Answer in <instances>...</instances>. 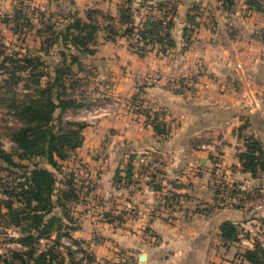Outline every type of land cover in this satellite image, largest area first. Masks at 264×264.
Here are the masks:
<instances>
[{
	"label": "crops",
	"instance_id": "1",
	"mask_svg": "<svg viewBox=\"0 0 264 264\" xmlns=\"http://www.w3.org/2000/svg\"><path fill=\"white\" fill-rule=\"evenodd\" d=\"M16 1L0 0V9L10 12ZM26 1L57 23L74 13L86 19L88 9H98L120 31L107 37L108 21L100 20L89 57L94 66H103L113 100L85 126L77 150L87 162L85 175L93 178L97 201L87 197L95 209L84 215L85 231L78 232L96 238L90 242L95 254L122 250L135 256L129 264H250L241 253L253 248L256 233L249 200L240 196L264 183V171L259 177L244 171L239 154L249 138L264 149V10L249 8L245 0L230 9L221 0H132V18L139 25L175 6V13L167 14L173 46L139 53L133 37L121 34L125 0ZM181 78L190 81L187 87H169L170 80ZM156 112L168 125L167 134L151 124ZM220 180L225 188L217 191ZM162 200L172 201L168 211L160 212ZM128 204L139 211L132 230L95 218L99 208L118 212ZM155 204L154 212L145 211ZM226 221L237 226V240L222 237ZM98 232L104 237H96Z\"/></svg>",
	"mask_w": 264,
	"mask_h": 264
},
{
	"label": "trees",
	"instance_id": "2",
	"mask_svg": "<svg viewBox=\"0 0 264 264\" xmlns=\"http://www.w3.org/2000/svg\"><path fill=\"white\" fill-rule=\"evenodd\" d=\"M226 8H232L236 0H221ZM132 0H125V4L120 9V20L125 23L121 34L132 38L131 45L139 52L152 48L155 44L159 46V51L166 50L173 46L174 40L170 34L172 17H167L170 11L171 16L175 13L174 4L166 9L162 18L147 16L139 25L134 22L131 12ZM168 2V1H167ZM167 2H159L157 8L163 10ZM249 8L264 10V0H245ZM28 6V5H27ZM26 5L19 0L13 6L12 12L3 17V22L12 24L14 33L20 26L31 27V20L24 11ZM86 19L78 16L77 13L71 15L67 22L62 21L61 29L53 31L54 40L59 39L63 47L69 49L65 54L61 51V62L54 69V75L49 76L48 72H43L45 62L38 57L23 56L17 60L21 62L15 69L10 71L8 77L3 79V83H12L16 78L27 76L35 83V93L25 94L26 98L13 102L14 114L21 121V125L11 128V139L19 149L18 157L31 161L32 166L27 168L26 164L15 162L11 155L0 149V159L11 166L25 168L23 174L15 179V186L6 190L7 199L3 207L6 212L1 211L5 223L12 224L20 230L19 237L14 242L19 247L8 249L7 254L0 255V264H66L64 257L59 252L60 220L57 215H50L56 205L63 207V200L73 199L77 201L78 194L75 189L73 179L64 182L66 189L56 188V179L52 171L41 165L46 164L52 168L59 166V160H64L72 154L77 147L82 144L81 130L84 127L80 122H66L77 127L65 128L62 126L59 117V130H54V113L59 110L62 113L69 109L84 106V102L73 95L69 90L77 81L76 74L82 70V63L79 54L91 55L94 52L93 44L96 43L100 20L106 19V36L111 38L120 33L119 28L113 22V18L102 13L98 9H88ZM99 16V17H98ZM66 17H64L65 19ZM191 18V16H190ZM167 19V25L163 27L162 21ZM14 61L13 58H9ZM77 65V69H74ZM26 72L22 77L17 72ZM46 77L45 82L41 81ZM26 86L27 83L25 84ZM133 101L137 99L134 96ZM16 101V100H13ZM146 112V111H145ZM159 113L154 114L152 120L153 127L158 134H167V127L164 120L157 121ZM133 158V155L130 156ZM242 169L250 172L253 177H259L264 171V149L261 142L255 138H249L246 149L239 154ZM132 165L129 162L125 167V180L130 182L132 175ZM119 178V177H117ZM225 188L223 180L217 184L216 190ZM55 190L59 193L56 194ZM56 196V200L53 196ZM20 203L14 206V202ZM61 218V217H60ZM69 218V217H68ZM63 226H66L63 224ZM221 235L225 240H237L238 228L230 222H224L220 227ZM55 234L53 244L46 248L37 247L41 238L50 239ZM64 234H69L64 232ZM242 257L250 264H264V248L259 243H255L253 248H247L241 253ZM70 264H80L72 259Z\"/></svg>",
	"mask_w": 264,
	"mask_h": 264
},
{
	"label": "rangeland",
	"instance_id": "3",
	"mask_svg": "<svg viewBox=\"0 0 264 264\" xmlns=\"http://www.w3.org/2000/svg\"><path fill=\"white\" fill-rule=\"evenodd\" d=\"M21 1L26 5L24 11L31 20V27L20 26L16 33L10 28L12 24L3 22L4 15L10 14L13 7H11L10 12L0 9V149L10 154L15 162L26 164L28 168L32 166V163L31 161L18 157L17 153L19 149L16 143L11 139L10 131L12 127L21 125V121H19L13 112V102H19L23 98L25 99L27 96L25 94L32 95L35 93L34 88L36 86L32 80H29V78L25 76V71L17 72L22 77H25L16 78L15 81H11L12 83H3V79L8 77L10 71H18L17 68L15 69V65L18 66L21 62H17L16 59L23 56L40 58L46 65L45 68H43V66L41 70H43L44 73L48 72L49 76H53L54 69L61 62V51L67 54L69 53V49L63 47L59 39L54 40L55 33H53V31L61 29L62 21L59 20V23H57L58 21L51 16L45 15V17H43L39 12L27 6L26 0ZM167 7L169 8L170 6L168 5ZM79 56L81 58L82 70L78 71V74H76L77 81L69 87L68 91L82 100L84 106L69 109L62 113L56 110L53 121L55 123L54 130L56 132L59 130V125L61 124H59V117H61L63 122L62 126L65 128L77 127L76 125L73 126L70 123H66L68 121L83 123L84 127L81 130L82 144L72 151L69 157L64 160H59V166L56 168L41 164L52 171L56 179V188L60 187L66 189L64 182L73 179L78 198L77 201L73 199L63 200V207L59 204L56 205L54 209H52L50 215L55 214L59 216L60 224L58 223V225L61 230L59 234V252L61 251L66 264H70L72 259L78 261L80 264H129L133 262V257H135L131 253L115 250L110 254H95L94 250L90 248V242L94 241L96 238H86L89 236H84L85 233H83L81 237L78 232V229L85 231L84 228L86 223L82 219L84 215L91 213H88V210L95 209L89 204L87 198L90 197V201L93 203L95 195L91 192L95 190V186H93V178H89V176L85 175L87 171V162H81L83 158L78 157L79 152L77 150L83 147L85 139L83 129L85 126L89 124L90 120L94 119L95 115L102 112V107L108 105V103L113 100H111V97L108 95L109 91L107 90L109 88L106 87V81L104 80L103 66H94L92 62H90V55L86 53H81ZM9 58H13L14 61H11ZM76 66L77 65L73 66L75 70L77 69ZM45 80L46 77L41 78L42 82H45ZM26 83L28 86L25 85ZM99 118L101 117L99 116ZM99 151L102 150L99 149ZM128 163L129 161L127 160L124 164ZM25 170L26 167L18 168L11 166L9 163L0 159V205L2 206V212L7 211V209L3 207L4 201L7 199L6 190L11 186H15V179L18 178L22 180L19 176H21ZM262 178L264 179V176ZM263 184L262 182L255 184L248 192L245 191L244 195L240 196V199L249 200L250 216L251 219H253L251 225L254 227L256 233L253 235V245L259 243L260 246L264 248ZM55 193L59 194L56 190ZM53 199L56 200L55 195ZM95 202L97 201L95 200ZM162 202H165V200H162ZM19 205V202H14L15 207ZM128 205L124 206L122 209H117L118 212L99 208L96 210L98 213L94 214L95 218L98 221L102 219L110 221L112 224L115 222L113 224L114 228L118 227L121 231L123 229L132 230L134 226L133 220L137 218L139 211L134 206ZM129 209H132L134 213H131ZM159 210L160 212L168 211V209L166 210L165 208ZM63 224L66 226H63ZM64 232H68L69 234H64ZM19 235H21L19 228L12 224L5 223L3 216L0 215V255L7 254L9 248L15 246L19 247V244L14 242ZM95 236L102 238L104 234L98 232L95 233ZM54 237L55 234L50 237L51 240L48 238H41L37 247L43 249L48 245H52ZM245 246L247 245L244 244L241 248H246Z\"/></svg>",
	"mask_w": 264,
	"mask_h": 264
},
{
	"label": "built area",
	"instance_id": "4",
	"mask_svg": "<svg viewBox=\"0 0 264 264\" xmlns=\"http://www.w3.org/2000/svg\"><path fill=\"white\" fill-rule=\"evenodd\" d=\"M162 25H163V27H165L166 25H167V19H163V21H162ZM190 83V81H188L187 79H173V80H170L169 82H168V85H169V87H171L172 89H174V90H182V89H184L185 87H187L188 86V84ZM155 116H154V114L153 115H150V118H149V120L151 121V124H152V120H153V118H154ZM157 121H161V120H163V118L161 117V115H159V117L156 119ZM166 127L168 128V125L166 124ZM147 177L149 176V173L147 172ZM131 189H134L133 187L131 188ZM223 188L222 187H220V190H222ZM170 203H172V201L171 200H167V201H165V202H162L161 203V206L159 207V209H163V208H166V209H168L169 207V204ZM162 204H164V205H162ZM160 205V204H159ZM129 206V205H128ZM156 209H158V206L155 204V205H153V206H147V207H145V210L148 212V211H150L149 213H152V212H154ZM129 211L131 212V213H134V211H132V209H129ZM263 215H264V212H263ZM251 230V229H250ZM241 236H243V234L241 233Z\"/></svg>",
	"mask_w": 264,
	"mask_h": 264
}]
</instances>
